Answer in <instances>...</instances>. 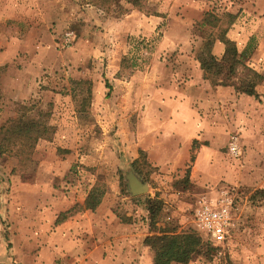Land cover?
Returning <instances> with one entry per match:
<instances>
[{
    "label": "rangeland",
    "instance_id": "obj_1",
    "mask_svg": "<svg viewBox=\"0 0 264 264\" xmlns=\"http://www.w3.org/2000/svg\"><path fill=\"white\" fill-rule=\"evenodd\" d=\"M36 1L0 0L1 47L4 37L30 36L36 23L42 27L35 29L56 36L55 53L46 56L51 67L39 76L36 96L0 100V127L10 121L44 127L25 164L13 153L0 156V264H138V227L145 238L194 231L205 243L193 210L221 190L232 200L230 238L210 256L192 254L184 264H264V198L253 197L264 189V130L249 123V116L226 126L225 100L219 104L220 130L205 139L198 134L197 141H188L194 130L146 129L140 121L146 96L182 90L188 80L177 70L183 53L158 51L172 21L177 24L168 37L186 28L188 55L199 63L208 36H218L232 21L225 37L238 46L253 45L243 63L264 77V0H137L105 11L93 0ZM24 3L27 10L20 7ZM38 3L58 5L63 17L34 14ZM253 9L260 24L246 34L237 22L257 21L243 12ZM206 12L219 19L215 26L201 24ZM117 19L126 22L124 35L109 33ZM146 20L155 26L151 35L138 33ZM68 32L74 39L65 45ZM256 89L259 96L250 98L262 104L264 81ZM234 137L237 156L229 153ZM129 173L147 186L143 194L131 196ZM96 186L104 193L99 206L82 210ZM56 220L67 224L65 237L56 236ZM87 220L89 228L83 225ZM73 221L79 226L70 227Z\"/></svg>",
    "mask_w": 264,
    "mask_h": 264
},
{
    "label": "crops",
    "instance_id": "obj_2",
    "mask_svg": "<svg viewBox=\"0 0 264 264\" xmlns=\"http://www.w3.org/2000/svg\"><path fill=\"white\" fill-rule=\"evenodd\" d=\"M37 1L40 2V0ZM248 1L252 2V0ZM20 7L21 9L27 10L25 3L21 4ZM45 10L47 11L46 13H44ZM28 11H30V9H28ZM32 11L36 15H38V13L42 14L44 17L50 15L51 18L53 17L55 20H57V18L61 20L63 17L62 10L59 6L52 5L51 3L45 5L38 3L37 8ZM255 11L258 10L253 9L251 12L250 10H243L246 17L253 16L257 21L252 20L251 24L246 23L247 18L245 21H238L237 26L240 28L241 32L247 34L252 31L253 33L255 25L257 27L260 24L258 20V15L260 14H258L259 12L255 14ZM127 17H131V15ZM148 21L149 20H146L145 25H140L138 33L151 35L154 32L155 26L152 25L153 22L148 25ZM176 21H172L170 24L176 25ZM33 22H35V20H33ZM125 23V20L123 21L120 19L110 23L109 27H112V24H114V26L110 28L109 33L117 36L124 35L127 31L124 26ZM173 25H170V27L166 29L165 33L167 35L162 39L158 51L169 52L178 50L180 53H183L182 63H180V67L177 70L178 75L186 74L188 80H186L185 87L182 90H167L166 88L159 94L153 92V94L146 96V99L141 103L143 107H140V121L144 123L141 127L146 129L174 128L189 131L194 130L191 137L193 139L190 138L188 141H197L196 138H198V134L200 135L199 139H205V135L211 130H220L219 124L220 121L223 120L219 117V109H221L219 104L225 100L230 104V114L227 118L228 120L226 119L224 122L226 126L231 127L234 124L237 125L239 121L249 116V123L254 125L255 128L259 126L258 128L264 130V102L260 104L259 101L252 100L250 96L237 94L231 87L217 86L213 89L210 83L204 79L203 71L200 69V63L194 60V57L191 58L188 55L192 53V46L189 35L186 33V28H182L181 32L178 33L180 35L175 37V39L168 37V35L171 34L170 29H173ZM37 26L42 27L38 23L30 27V36L28 37H4L2 47L0 46L2 48L0 49V100L4 103L23 102L30 97L36 96L39 76L43 70L51 67L52 62L47 60L46 56L49 57L53 52L55 53L56 36L49 35L42 29H35L34 27ZM55 29L56 34L60 33L62 29L61 21L57 25L55 24ZM251 34H249V36H251ZM229 39L235 43L237 41L233 38ZM244 40L248 41V37ZM260 46L261 43L257 47ZM236 47L239 53H241L246 47V41L244 45L240 46L236 43ZM240 48H242L241 51ZM223 53L224 45L222 43H214L212 54L216 57H221ZM39 81L42 82L40 79ZM240 103H242V106ZM248 105L251 106L249 107ZM226 109L229 111L227 107ZM232 110H234V112H231ZM239 110H242L241 113H239ZM159 113L163 115V117H161L162 120L157 116ZM235 118L238 122H235ZM202 152L205 153L206 150L204 149ZM56 221L54 222L56 236L60 238L63 236L65 237L66 228H68L67 224L65 225L63 222ZM90 224L92 223H90L89 220L83 223L87 228L90 227ZM70 225V227H78L79 223L73 221ZM87 232L92 233V230ZM144 238L145 234L143 230H139L138 227V264H154V255L150 252L149 248L143 244Z\"/></svg>",
    "mask_w": 264,
    "mask_h": 264
},
{
    "label": "trees",
    "instance_id": "obj_3",
    "mask_svg": "<svg viewBox=\"0 0 264 264\" xmlns=\"http://www.w3.org/2000/svg\"><path fill=\"white\" fill-rule=\"evenodd\" d=\"M137 0H93L92 4L97 9L108 10L113 3H129ZM219 19L213 14L206 12L202 18V25L215 26ZM219 30L218 36L210 34L204 44L206 57L200 61V69L203 71L204 79L209 80L216 86L232 87L235 93L257 98L259 95L256 87L264 81L263 75L249 68L243 63V58L252 50L250 43L239 53L235 42L225 37V34L233 22ZM224 45V53L221 57L212 54L215 41ZM242 70V71H241ZM40 124L10 121L0 127V156L3 153H13L14 156L22 157V164L29 161L38 139L43 135ZM43 129V130H42ZM192 160V159H191ZM19 161V162H20ZM189 174V170L186 175ZM103 192L93 187L86 197L82 210L94 211L100 204ZM264 198V189L254 192L253 197ZM56 222H59L57 220ZM143 244L151 248L155 254L154 264H184L192 254L202 252L204 256L215 250L205 236V243L194 231L177 234L175 231H166L158 236L146 237Z\"/></svg>",
    "mask_w": 264,
    "mask_h": 264
},
{
    "label": "built area",
    "instance_id": "obj_4",
    "mask_svg": "<svg viewBox=\"0 0 264 264\" xmlns=\"http://www.w3.org/2000/svg\"><path fill=\"white\" fill-rule=\"evenodd\" d=\"M74 39L72 32L63 37L65 45ZM229 153L237 156L239 153L238 139L232 138ZM193 219L197 228L204 232L212 247H220L230 238L234 228L232 216V200L228 191L221 190L214 198H202L193 210Z\"/></svg>",
    "mask_w": 264,
    "mask_h": 264
},
{
    "label": "water",
    "instance_id": "obj_5",
    "mask_svg": "<svg viewBox=\"0 0 264 264\" xmlns=\"http://www.w3.org/2000/svg\"><path fill=\"white\" fill-rule=\"evenodd\" d=\"M127 182L131 196H138L147 190V186L132 173L128 174Z\"/></svg>",
    "mask_w": 264,
    "mask_h": 264
}]
</instances>
